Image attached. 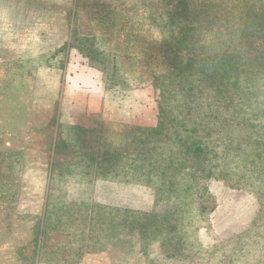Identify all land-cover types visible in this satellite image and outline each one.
I'll use <instances>...</instances> for the list:
<instances>
[{
  "label": "rangeland",
  "instance_id": "1",
  "mask_svg": "<svg viewBox=\"0 0 264 264\" xmlns=\"http://www.w3.org/2000/svg\"><path fill=\"white\" fill-rule=\"evenodd\" d=\"M19 1L0 0L25 10L0 16V264H264V0L178 2L204 24L184 62L250 23L232 74L257 90L225 100L197 63V93L176 85L162 0Z\"/></svg>",
  "mask_w": 264,
  "mask_h": 264
},
{
  "label": "trees",
  "instance_id": "2",
  "mask_svg": "<svg viewBox=\"0 0 264 264\" xmlns=\"http://www.w3.org/2000/svg\"><path fill=\"white\" fill-rule=\"evenodd\" d=\"M176 1L177 0H162L160 7L162 9V14L164 16L166 15V17H164L165 19L162 18L161 22H159L158 25L161 28V32L163 35L162 46L164 45L169 48L172 47V49L171 50L169 49L165 54L167 55L170 54V56L172 55V57L174 58V60H172V65L174 66L175 71L178 70L177 76L179 77L178 80L179 82H177L178 84L176 85H179L181 92L184 93L185 91L186 93L189 91H193V93H197L195 92L196 89L193 90L194 88L190 85V77L193 75L192 63H197V65L195 64L194 67L195 68L194 74L199 78V81H197L198 82L197 88L199 92L203 93L204 88L207 86V84H209L214 87L215 92H218V94L220 93L223 96V100L227 98V95L231 96L230 93H228V89L230 87L235 88L237 93L250 90L249 94L251 95L255 94L254 92L255 90H257V86H253V85L250 86L249 81H246L245 84L243 85V82H241L242 79L240 78L233 79L235 75L232 74L233 71L236 69V68L234 69L233 65H235L236 63L240 64L242 59L247 58L244 55L245 52L236 51L237 44L240 42L242 43L243 40L245 41V39H247V36H250L247 33L248 30L245 27V25L248 24V22H245V18L242 16H239L237 18L235 17V15H233L235 17L234 23H238L235 30L233 28V25L229 27L226 25L215 26L218 32V34H214L213 36L217 42L215 45L216 47H218V45H222L220 49H224L222 50L223 53L222 51L217 53L211 52L210 54L203 56L202 54L203 49H201V51H199V53L201 54L199 55L202 56L201 57L202 59L199 58L197 60L194 56H192L189 58L188 62H184V60L180 58V56L177 54V50L182 46L184 42H189L194 38H196L197 32L202 28L201 27L202 25L204 26V24L203 21L202 23L199 22V18L189 19L187 18V16L185 17L179 5L176 4ZM229 7L231 11L232 7L231 6ZM236 8L240 13H242L239 6H237ZM261 15L264 16V12H262ZM194 19L196 20V22ZM217 19L218 18L215 17V18H208L207 20H205V28L208 29L212 27L214 28V24H215L214 22ZM249 25L250 23L248 24V26ZM233 34H237V36L234 37L238 39L236 38L233 39L232 37ZM255 37L259 39H264V27L260 31L259 36H255ZM233 51H235V53H233ZM211 60L212 61L214 60L215 64L213 65L215 69H211L209 67L210 65L209 62H211ZM237 71L238 72L236 73V76H239L240 68L237 69ZM229 74L232 75L230 76ZM218 81L219 82L221 81V83H219V87L217 84ZM163 88L165 89V87ZM223 88L226 89V92L223 91ZM191 102H194V104H196L195 100H191ZM161 112L167 113L168 110L162 108ZM244 113L246 114L247 110ZM201 143L202 141L198 142L196 151L202 150ZM186 149L188 150L189 155L193 154L191 148L186 147Z\"/></svg>",
  "mask_w": 264,
  "mask_h": 264
},
{
  "label": "crops",
  "instance_id": "3",
  "mask_svg": "<svg viewBox=\"0 0 264 264\" xmlns=\"http://www.w3.org/2000/svg\"><path fill=\"white\" fill-rule=\"evenodd\" d=\"M116 1L117 0H102V2L103 3H105V4H108V5H112V4H115L116 3ZM20 2V1H19ZM21 2H22V0H21ZM20 2V3H21ZM23 2H26L24 5H26L28 2L27 1H23ZM34 2V1H33ZM33 2H32V4H29L27 7H26V11H27V13L28 14H33V17L35 16V15H38V14H36V12H34V11H32L30 8L31 7H34V5H33ZM179 2V0H177L176 1V4L177 5H179V7H180V4L178 3ZM17 3V2H16ZM38 3V4H37ZM37 5L36 6H40V3L37 1ZM74 5H75V7H77V5H78V3L76 2V1H74ZM1 12H0V16H5V17H7L6 15V13H8V12H11L12 13V15H14V14H16V13H24L25 14V10H24V6H18V7H16L17 9H13L12 11H7V8L5 7V6H3L2 4H1ZM20 7H22V8H20ZM21 17V14L18 16V18H20ZM35 19V18H34ZM7 22V21H6ZM34 24V23H33ZM71 37H72V34H71ZM73 38V37H72Z\"/></svg>",
  "mask_w": 264,
  "mask_h": 264
}]
</instances>
